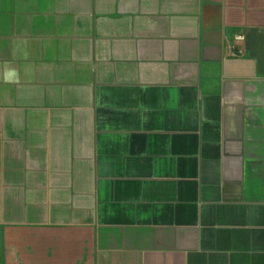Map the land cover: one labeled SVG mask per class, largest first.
<instances>
[{
    "label": "crops",
    "instance_id": "crops-1",
    "mask_svg": "<svg viewBox=\"0 0 264 264\" xmlns=\"http://www.w3.org/2000/svg\"><path fill=\"white\" fill-rule=\"evenodd\" d=\"M0 264H264V0H0Z\"/></svg>",
    "mask_w": 264,
    "mask_h": 264
},
{
    "label": "built area",
    "instance_id": "built-area-1",
    "mask_svg": "<svg viewBox=\"0 0 264 264\" xmlns=\"http://www.w3.org/2000/svg\"><path fill=\"white\" fill-rule=\"evenodd\" d=\"M237 39H242V37L241 36H238Z\"/></svg>",
    "mask_w": 264,
    "mask_h": 264
}]
</instances>
